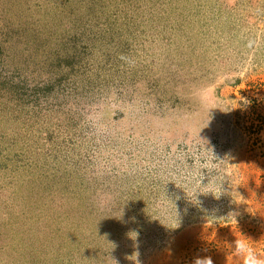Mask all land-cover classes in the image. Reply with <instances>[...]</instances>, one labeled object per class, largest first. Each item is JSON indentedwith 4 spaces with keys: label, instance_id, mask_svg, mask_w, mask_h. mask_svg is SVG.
I'll list each match as a JSON object with an SVG mask.
<instances>
[{
    "label": "rangeland",
    "instance_id": "1",
    "mask_svg": "<svg viewBox=\"0 0 264 264\" xmlns=\"http://www.w3.org/2000/svg\"><path fill=\"white\" fill-rule=\"evenodd\" d=\"M264 259V0H0V264Z\"/></svg>",
    "mask_w": 264,
    "mask_h": 264
},
{
    "label": "clouds",
    "instance_id": "2",
    "mask_svg": "<svg viewBox=\"0 0 264 264\" xmlns=\"http://www.w3.org/2000/svg\"><path fill=\"white\" fill-rule=\"evenodd\" d=\"M233 250L237 255L243 257V264H264V259L247 240H235ZM195 264H213V260L209 256L198 257L195 259Z\"/></svg>",
    "mask_w": 264,
    "mask_h": 264
}]
</instances>
